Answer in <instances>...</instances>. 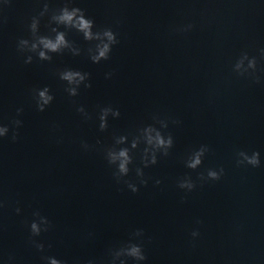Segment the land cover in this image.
Segmentation results:
<instances>
[{
    "label": "water",
    "instance_id": "obj_1",
    "mask_svg": "<svg viewBox=\"0 0 264 264\" xmlns=\"http://www.w3.org/2000/svg\"><path fill=\"white\" fill-rule=\"evenodd\" d=\"M45 3L51 10L66 0H0V123L10 127L0 140V199L6 202L0 264L8 255L14 264H41L24 223L34 210L53 225L37 237L45 254L67 264L107 261L108 249L138 229L144 232L143 264H264V0H70L69 7L84 9L95 22L93 31L117 34L109 59L98 64L88 54L96 42L63 26L59 30L79 55L64 50L41 61L18 51L21 38L31 39L29 25ZM50 15L40 18L41 35H53ZM189 23L191 31H175ZM242 51L257 57L260 83L232 71ZM28 55L30 64L24 62ZM66 68L89 73L91 88L81 85L79 95L70 97L58 75ZM44 87L54 100L40 112L33 89ZM80 106L89 119L77 112ZM104 106L120 116L110 115L102 132L98 113ZM154 116L168 127L160 128ZM17 118L23 123L13 142L11 121ZM146 125L171 134L174 144L148 167L142 161L146 145L131 150L133 163L123 180L138 187L133 193L117 183L104 149L121 135L128 142L118 147L130 148ZM201 145L209 148L202 165L187 168L188 155ZM239 150L258 151L261 165L238 166ZM221 167L220 180H198ZM188 176L196 182L191 192L178 187ZM193 230L200 233L195 240Z\"/></svg>",
    "mask_w": 264,
    "mask_h": 264
},
{
    "label": "clouds",
    "instance_id": "obj_2",
    "mask_svg": "<svg viewBox=\"0 0 264 264\" xmlns=\"http://www.w3.org/2000/svg\"><path fill=\"white\" fill-rule=\"evenodd\" d=\"M5 3H7V0H5ZM69 3L70 0H66L63 7L51 10L49 9L48 4L45 3L39 16L33 17L29 25L31 39L21 38L17 44L18 51L21 53L25 51L34 53L41 61H51L52 55L50 54H60L63 53L64 50L70 51L73 55H79L81 50L67 39V33L65 31L59 30V26H63L65 29H74L81 33L85 41L96 42L93 47L88 48L89 58L93 63L98 64L102 60L109 59L112 46L119 42L117 34L111 28H102L93 31L95 22L91 18L86 17L85 10L79 7H69ZM49 12H51V15L47 27L53 35H41L39 33L40 18ZM53 24H55L56 27H53ZM193 27L194 25L189 23L176 28L175 31L179 33H187L191 31ZM259 56L260 59H264V48L259 49ZM32 59V55H28L24 62L30 64L32 63ZM257 63L258 61L255 55H249L247 51H242L233 63L232 71L240 77L249 78L255 83H260V77L256 75L258 70ZM58 75L59 79L66 83L65 91L70 97L79 95V88L81 85L85 88H91L92 86L91 83L88 82L90 74L86 72L66 68L61 70ZM111 75L112 73L106 74V78H109ZM33 99L37 110L43 112L46 107L52 103L54 96L50 93L48 87H44L42 89H33ZM76 110L85 119L90 118L83 106L78 107ZM22 112L23 109L18 108L17 117H19ZM110 115L113 118H118L120 112L112 106H104L99 109L98 120L100 131L103 132L108 128V117ZM153 119L160 124V128L168 127L166 120H161L155 116ZM172 122L175 124L180 123L178 120H173ZM22 123V120L18 118L11 121V139L13 142L18 139V129L22 126ZM9 132V125L0 123V140L7 137ZM138 133V135L132 138L130 148L118 147L119 145H124L128 142V137L121 135L114 137V144L104 149L107 163L110 166L115 167L113 175L117 183L123 181L133 193L139 191L138 187L129 181L123 180V178L129 174V165L133 163V157L130 154L131 150L137 149L141 143H144L146 146L143 148L142 161L144 167H148L149 165L157 163L158 152L167 156L169 154V149H171L174 144L171 134L165 136L162 131L154 125H146L139 129ZM97 143H99V141H97ZM82 147L88 149L89 145L83 143ZM208 151L209 148L207 145H201L198 149L193 150L185 160V166L192 170L198 169L202 165L203 157ZM236 156V164L238 166H251L255 168L261 165L260 153L258 151H253L249 154L245 150H239L237 151ZM135 171L136 175L141 177L140 183L146 185L147 181L143 179V170L141 168H136ZM223 174L224 169L222 167L218 171L208 169L206 176L204 173L199 174L198 180L201 182H206L208 180L218 181ZM155 183L159 185L161 181L157 180ZM178 187L187 192H191L195 189L196 182H194L190 176L184 177L178 182ZM5 207L6 202L3 199H0V210ZM15 212L19 215L21 213V208L16 207ZM24 223L29 232L30 245L35 248L37 252L41 253V264H67L65 260L45 254V244L37 239L42 233L50 231L53 227L47 216L42 215L39 210H34L32 212V219L25 220ZM197 223H200V221H197ZM143 235V230L138 229L132 234V237L129 240L121 242L117 246L110 247L107 253V261H100L99 264H128L129 260H131L133 264H143V262L147 260L143 241L139 239L142 238ZM199 235L200 233L198 230H193L191 232V236L194 240L199 237ZM48 247L51 246L49 245ZM14 262L15 257L8 255L5 264H14ZM87 264H97V262L89 260L87 261Z\"/></svg>",
    "mask_w": 264,
    "mask_h": 264
}]
</instances>
